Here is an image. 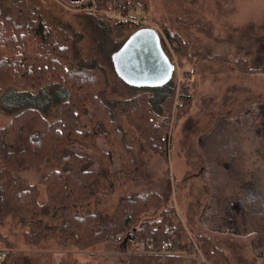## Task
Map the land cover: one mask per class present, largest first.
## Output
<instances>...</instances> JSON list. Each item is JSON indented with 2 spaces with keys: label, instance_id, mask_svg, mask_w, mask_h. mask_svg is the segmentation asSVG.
Listing matches in <instances>:
<instances>
[{
  "label": "trees",
  "instance_id": "16d2710c",
  "mask_svg": "<svg viewBox=\"0 0 264 264\" xmlns=\"http://www.w3.org/2000/svg\"><path fill=\"white\" fill-rule=\"evenodd\" d=\"M85 2L72 4L91 12L86 25L94 35L102 30L106 48L94 53L103 56L102 61L100 57L84 61L77 50L81 35H70L69 27L48 21L24 0H0V95L2 88L9 90L4 102L9 107L3 103L0 113L10 114L7 124L0 128V224L6 217L16 218L24 229L25 243L37 245L51 232L78 252L112 242L132 248L135 242L151 240L143 253L131 250L125 264H202L189 258L190 235L201 243L208 264H229L226 253L210 237L186 232L173 209L164 207V196L155 192L121 198L105 223L97 214L74 213L76 206L96 196L101 172L110 174L115 162L118 173L127 178L139 169L132 148L126 144L124 123L136 131L147 152L165 155L169 117L163 113L171 111L175 92L171 81L151 89L121 83L126 97H111L110 79L102 62L111 66L110 57L141 27L129 20H113L106 12L115 11L125 18L135 4L146 6V0ZM164 32L173 53L179 54V38ZM160 40L172 62L173 54ZM98 47L96 42L93 49ZM244 64L241 62L239 68ZM262 65L249 72L264 74ZM50 83L66 91L55 122L35 108L32 94L18 89L40 95ZM111 93L118 90L114 88ZM178 98L187 109L188 97L180 93ZM154 120L160 121L158 126L152 124ZM98 141L108 151L100 150ZM26 170L43 175L37 183L27 184L20 175ZM174 224L178 230L165 234L164 227ZM2 240L7 243L0 235ZM165 243L170 249L161 254ZM12 254L8 252L0 264H7Z\"/></svg>",
  "mask_w": 264,
  "mask_h": 264
},
{
  "label": "rangeland",
  "instance_id": "374dc122",
  "mask_svg": "<svg viewBox=\"0 0 264 264\" xmlns=\"http://www.w3.org/2000/svg\"><path fill=\"white\" fill-rule=\"evenodd\" d=\"M24 1L39 9L48 21L69 27L70 35H81L77 50L84 61L94 57H100L102 61L103 56L94 53L104 50L106 44L101 38L102 30L100 36L94 35L86 25L90 11L77 9L78 5L68 0ZM137 4L125 18L115 11L106 14L114 17L113 20L135 22L141 29H153L173 54L171 82L175 92L171 111L163 113L169 117L165 155L153 156L147 152L136 131L124 123L126 144L132 148L139 169L127 178L118 173L115 162L110 174L101 172L96 196L88 203L76 206L74 213L97 214L105 223L121 198L133 193L155 192L164 196V207L173 209L174 217L186 232L210 237L226 253L229 264H264V225H260L264 223V212L259 215L254 211V192L253 196H247L248 203H242L240 214H236L235 223L242 227L232 225L231 230L224 231L214 221L204 222L203 212L213 195L211 184L215 180L211 174L216 170L206 162L201 140L216 126H225V121L231 118L237 129L236 137L254 141V152L259 151V141L264 143V74L249 72L264 63V0H146V6ZM164 31L179 38V54L173 53ZM96 42L100 47L94 50ZM241 62L245 64L239 68ZM102 64L110 79L108 92L111 97H126V89L121 85L125 82L114 66L105 61ZM52 84H48L40 95L18 89L32 94L35 108L43 112L48 121L55 122L59 118V108L66 100V91L61 85ZM114 88L118 93H111ZM8 91V88H2L0 108ZM180 93L188 97L190 105L187 109L178 98ZM8 105V102L3 104L6 109ZM249 110L253 113L245 118ZM9 116L0 113V128L7 124ZM159 122L154 120L152 124L158 126ZM97 147L108 151L101 141L97 142ZM233 147L234 152L240 151V144H232ZM212 162L218 163V160ZM259 168L254 165V188L257 181L264 186V172ZM244 170L240 162L234 163L233 178L237 176L236 172L241 174ZM20 175L27 184H35L43 173L26 170ZM260 201L264 211V198ZM23 231L13 217H6L0 224V235L7 242L0 241V252L5 251L6 256L8 252L13 253L7 264H125L132 250L131 245L127 248L123 243L112 242L78 252L71 243H63L51 232L39 244H27ZM259 235L263 238L254 245Z\"/></svg>",
  "mask_w": 264,
  "mask_h": 264
},
{
  "label": "flooded vegetation",
  "instance_id": "af4514ba",
  "mask_svg": "<svg viewBox=\"0 0 264 264\" xmlns=\"http://www.w3.org/2000/svg\"><path fill=\"white\" fill-rule=\"evenodd\" d=\"M112 65L114 66V57ZM252 113L253 111L249 110L244 116L247 117ZM225 123L226 127L216 126L207 136L201 139L204 142L205 160L209 166H212L211 168L216 170L215 173H210L215 180L213 182L214 185L211 184L213 195L211 197L212 201L208 202L203 212V220L205 223L209 220H211V223L214 221L224 231H228V229L231 230L232 225L235 228L242 227V225L235 223L236 214H240L243 202L248 203L249 199L247 196H253L254 165L257 166L255 161H260L264 164V159L262 158L264 147L258 145L259 151L254 152V141L249 142L247 137L244 140L236 137L234 133L237 129L232 125L231 118L227 119ZM232 144H240V151L234 152L235 147L232 148ZM260 148L262 149L260 150ZM238 154H240V157H238ZM260 155L261 158L259 159ZM215 160H218V163L212 162ZM232 162L236 164L240 162V165L245 169L241 174L236 172L237 176L235 178L232 175V168L234 166ZM258 207L257 202H254V211L261 215L264 211ZM226 222H228V225ZM260 225H264V223ZM246 230L249 231L250 229ZM262 238L260 235L256 237L254 245L259 244Z\"/></svg>",
  "mask_w": 264,
  "mask_h": 264
},
{
  "label": "water",
  "instance_id": "95a60500",
  "mask_svg": "<svg viewBox=\"0 0 264 264\" xmlns=\"http://www.w3.org/2000/svg\"><path fill=\"white\" fill-rule=\"evenodd\" d=\"M68 1L82 3L84 0ZM114 68L123 82L135 88L163 87L171 81L173 75V65L162 48L160 37L150 28L139 29L128 37L114 56ZM258 145L264 147V143L260 141ZM262 158L264 159V153ZM262 164H257L260 172H264ZM254 192V202L262 209L263 205L259 203L262 202L260 198H264L262 182H256Z\"/></svg>",
  "mask_w": 264,
  "mask_h": 264
},
{
  "label": "built area",
  "instance_id": "2783aa9c",
  "mask_svg": "<svg viewBox=\"0 0 264 264\" xmlns=\"http://www.w3.org/2000/svg\"><path fill=\"white\" fill-rule=\"evenodd\" d=\"M137 5L139 6V4H137ZM177 230H178V226L176 224H174V225L165 226L163 231L165 234L171 235V234L175 233ZM115 241H117V238H115ZM189 243H190L191 249H192V255H191L192 257L191 258L202 263V264H208V262H206V260L204 259L203 255H202L200 242L197 239H195L189 235ZM150 244H151V240H148L146 244H143L140 242H135L132 245V250L134 252H137V253H143L145 250V247L149 246ZM169 249H170L169 244L165 243L163 245L161 254H165ZM5 257H6V252L5 251L0 252V261H2Z\"/></svg>",
  "mask_w": 264,
  "mask_h": 264
}]
</instances>
